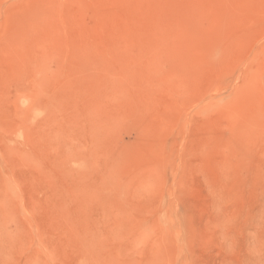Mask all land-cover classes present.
<instances>
[{"label": "rangeland", "instance_id": "rangeland-1", "mask_svg": "<svg viewBox=\"0 0 264 264\" xmlns=\"http://www.w3.org/2000/svg\"><path fill=\"white\" fill-rule=\"evenodd\" d=\"M0 264H264V0H0Z\"/></svg>", "mask_w": 264, "mask_h": 264}]
</instances>
